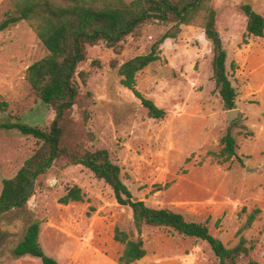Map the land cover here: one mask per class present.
I'll list each match as a JSON object with an SVG mask.
<instances>
[{
    "label": "rangeland",
    "instance_id": "374dc122",
    "mask_svg": "<svg viewBox=\"0 0 264 264\" xmlns=\"http://www.w3.org/2000/svg\"><path fill=\"white\" fill-rule=\"evenodd\" d=\"M244 3L264 14V0L212 1L228 66L235 63L230 71L239 115L232 123L215 89L212 43L201 24L184 25L177 38L161 44L160 58L137 74V89L165 109L163 119L149 117L122 84L120 65L148 52L169 27L152 20L122 41L120 53L103 40L88 47L76 75L79 100L65 114L63 142L72 149H108L135 198L182 212L189 220L208 221L211 232L230 247L246 238L255 247L252 258L264 264V36H246ZM13 8L11 0H0V21ZM47 53L25 20L0 32V194L3 179L13 178L42 146L11 125L49 131L56 116L26 80L29 65ZM228 128L237 138L239 158L219 162L213 152L220 150ZM73 186L82 189L84 200L61 203ZM256 208L260 212L252 227L239 234ZM32 217L41 221V245L59 264H121L125 246L115 240V228L133 229L132 209L117 202L111 187L65 158L34 175L25 212L0 213V264H43L13 252ZM142 238L143 264H218L205 241L160 227H145Z\"/></svg>",
    "mask_w": 264,
    "mask_h": 264
},
{
    "label": "trees",
    "instance_id": "16d2710c",
    "mask_svg": "<svg viewBox=\"0 0 264 264\" xmlns=\"http://www.w3.org/2000/svg\"><path fill=\"white\" fill-rule=\"evenodd\" d=\"M11 1L14 8L0 21V32L25 20L45 45L48 53L29 65L26 80L35 94L55 110L56 116L49 131L22 122L11 125L22 134L42 141V146L13 178L3 179L0 213L14 208L25 212L34 175L42 172L51 161L65 158L70 164H81L90 169L97 179L111 187L119 204L132 209L133 229L115 228V240L125 246L119 258L121 264H137L146 255L142 238L145 227H160L170 235L179 234L207 242L218 264H244L246 259L247 264H259L252 258L255 247L249 245L246 238L241 237L236 245L230 247L211 232L208 221L189 220L182 212L168 207H153L135 198L122 179L121 166L113 161L108 149L90 150L83 146L72 149L63 142L65 114L79 100L80 84L76 75L80 63L87 58L88 47L103 40L120 53L122 41L152 20L169 24L167 31L153 42L148 52L127 59L118 69L122 84L141 100L149 117L163 119L167 112L137 89V74L160 58L161 44L165 40L177 38L183 26L190 24H201L211 41L215 89L225 110L235 109L238 91L230 71L235 70V63L228 66V52L218 29V11L213 7V0ZM241 8L247 17L246 36L263 37L264 14L249 3L242 4ZM79 74L81 81L87 83V73L81 71ZM220 147L218 152H213L219 162L239 158L237 138L231 128L221 138ZM84 198L82 189L73 186L60 198V202L68 204ZM258 212L260 210L256 208L248 215L238 230L239 234L252 227ZM40 225L39 219H30L23 238L13 249L14 255H30L39 258L43 264H59L40 243Z\"/></svg>",
    "mask_w": 264,
    "mask_h": 264
},
{
    "label": "water",
    "instance_id": "95a60500",
    "mask_svg": "<svg viewBox=\"0 0 264 264\" xmlns=\"http://www.w3.org/2000/svg\"><path fill=\"white\" fill-rule=\"evenodd\" d=\"M228 116H229V121L232 123L239 115V109H231L227 111ZM31 191L28 193V196L30 195ZM15 207V206H13ZM138 264H143L144 263V258H140L137 261Z\"/></svg>",
    "mask_w": 264,
    "mask_h": 264
}]
</instances>
